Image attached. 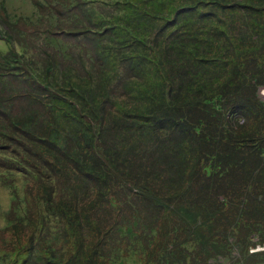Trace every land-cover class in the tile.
Masks as SVG:
<instances>
[{
  "label": "trees",
  "instance_id": "trees-1",
  "mask_svg": "<svg viewBox=\"0 0 264 264\" xmlns=\"http://www.w3.org/2000/svg\"><path fill=\"white\" fill-rule=\"evenodd\" d=\"M31 3L0 8L15 262L126 264L156 242L161 264H218L264 242V0Z\"/></svg>",
  "mask_w": 264,
  "mask_h": 264
},
{
  "label": "rangeland",
  "instance_id": "rangeland-1",
  "mask_svg": "<svg viewBox=\"0 0 264 264\" xmlns=\"http://www.w3.org/2000/svg\"><path fill=\"white\" fill-rule=\"evenodd\" d=\"M1 6H4L6 11L5 15L11 14V17L24 14L30 15L34 10V5L31 3V0H0V8ZM1 13L4 14V12L0 10V17H2ZM58 46L59 45H56L57 50ZM9 47L10 46L0 38V48L3 49V52H6ZM17 48L22 51V47L18 46ZM63 52H65V54L70 53L67 52L65 48H63ZM258 88L259 90H257V93L259 91L260 98L264 101V86H259ZM0 156L3 155L0 153ZM0 166L9 170L8 164H6L2 159H0ZM12 179L15 181L19 193H21L22 187L27 185L24 181V178L21 176H12ZM13 195H15L14 187L9 181L5 183L4 178H2L0 175V264H20L26 257L22 251L19 256V261L15 262L17 250L13 240V232L7 231L5 228L7 221L9 220L8 212L11 209ZM247 215L254 214L250 213ZM260 223H264V220H262ZM26 229L35 230L32 225H29ZM21 235L22 237L19 240V243L20 245H25L29 234L24 232ZM143 242L147 243L146 241ZM232 242L233 251L228 255H220V262L218 264H256L254 259L251 257V254L254 252H264V242L260 240V236H258L255 231L248 232L244 234L239 240H232ZM246 245H250L248 250L244 249ZM165 246L166 243L163 246H157L156 242H153L150 244H145L144 250L139 249L138 251L134 252L133 248L135 249L136 246L133 244L132 249L127 252L128 255L126 264H161L164 261L163 257L165 255ZM138 248H141V245H139ZM149 258L152 259L148 261ZM103 264L106 263L104 262ZM212 264L217 263L215 260H212Z\"/></svg>",
  "mask_w": 264,
  "mask_h": 264
}]
</instances>
